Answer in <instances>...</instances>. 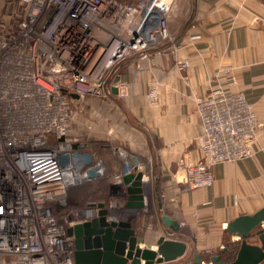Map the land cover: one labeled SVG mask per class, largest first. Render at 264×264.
Listing matches in <instances>:
<instances>
[{"label":"built area","instance_id":"built-area-1","mask_svg":"<svg viewBox=\"0 0 264 264\" xmlns=\"http://www.w3.org/2000/svg\"><path fill=\"white\" fill-rule=\"evenodd\" d=\"M3 1L16 10L0 18V264H76L69 229L124 205L67 203L65 175L86 179L91 166L72 133L75 106L109 98L114 87L123 97V63L178 48L169 26L175 0ZM196 106L200 159L180 163L189 189L212 186L216 165L252 157L262 126L242 91L218 88ZM130 172L115 175L120 189Z\"/></svg>","mask_w":264,"mask_h":264},{"label":"crops","instance_id":"crops-1","mask_svg":"<svg viewBox=\"0 0 264 264\" xmlns=\"http://www.w3.org/2000/svg\"><path fill=\"white\" fill-rule=\"evenodd\" d=\"M263 19L264 0H175L169 26L178 48L123 63L118 70L127 87L123 97L113 92L106 99L80 102V112L92 110L97 118L94 141L99 149H113L110 158L93 149L95 161L106 164L104 177L120 188L115 175L128 168L129 174H144L145 206L127 207L129 185L123 183L125 195L120 198L125 211L135 216L132 228L144 237L143 248L157 250V242L165 237L187 244L185 258L191 264L198 255L202 260L209 255L202 264H211L221 254L232 258L222 250L239 248L241 238L229 232L228 225L264 210ZM181 60L189 61L186 70L177 66ZM232 77L234 84L229 83ZM218 88L242 91L262 124L254 154L216 165L212 186L189 189L180 163L200 159L196 140L202 127L196 100ZM79 111L74 125L84 117ZM165 216L181 225L179 232L167 227ZM249 243L263 245L257 235Z\"/></svg>","mask_w":264,"mask_h":264},{"label":"water","instance_id":"water-1","mask_svg":"<svg viewBox=\"0 0 264 264\" xmlns=\"http://www.w3.org/2000/svg\"><path fill=\"white\" fill-rule=\"evenodd\" d=\"M116 78V82L119 81ZM113 92L117 93L116 87ZM83 158L88 168V181L104 177L106 164L102 160L93 164L94 155L86 152ZM142 172L128 174L123 177V185H129L128 208L141 209L145 206ZM72 179L66 178L68 185H73ZM108 211L102 210L100 217L89 222L78 224L69 229V234L76 239V264H191L186 260L187 244L175 239L161 237L157 242V250L143 248L145 239L138 236L131 222L108 220ZM167 227L173 232H179L181 225L175 220L165 216L163 218ZM264 210L254 216H241L228 225L229 232L238 234L241 238L240 246L232 258L223 257L222 254L212 258L211 264H262L264 261ZM259 236L263 245L260 247L249 243L253 236ZM228 251L225 247L222 252ZM182 259V260H181ZM201 264L202 257L198 255L193 261Z\"/></svg>","mask_w":264,"mask_h":264},{"label":"rangeland","instance_id":"rangeland-1","mask_svg":"<svg viewBox=\"0 0 264 264\" xmlns=\"http://www.w3.org/2000/svg\"><path fill=\"white\" fill-rule=\"evenodd\" d=\"M14 9L16 10L15 5H10L6 1L0 0V18H9L8 15L12 11H14ZM92 106L93 105L91 104V107ZM75 108H76L77 112L80 110V109L78 110L79 105H76ZM80 113L84 117L78 118L75 122V125L73 124V128H72L73 135L76 137L77 136L80 137V140H82L86 144V146L88 147L89 150L93 151V149H96L97 151H99V153H98L99 155L101 153H102V155H104L103 158H110L113 154V149L109 146H108L109 148L105 147V150L99 149V147L97 146L98 142L94 141V128H95V122H97V118L94 117L93 111L86 109L85 112L82 111ZM74 131L78 132L77 135L74 133ZM96 163L97 162H94L93 164H96ZM140 172H142V171L139 170V173ZM105 178L106 177H100V178L93 179V181H88L87 183H85V184L95 185L98 188V190H97L98 193L97 194H92V193L90 194L87 191L88 190V188H87L83 194H80V195H82L83 198L81 197L82 199H79V201H81V202H79V206H75V207L85 208L90 203H98V202H100V203L105 202L106 206L109 207L110 203L115 201V200H118L120 203H122L120 201L121 200L120 198L123 195H125L124 191L120 188L112 186V184L108 183L106 180H103ZM145 180H147V179L145 178ZM156 184H157L156 185L157 188H159L160 184L159 183H156ZM120 208L121 207L113 209L112 214L113 215H114V213L117 214L118 218H120V220L122 218L126 222H128V221L132 222L133 218L135 217V216L134 217L132 216L133 212L125 211V207H124V209H120ZM134 214L138 215L137 212ZM204 259H209V255L206 254Z\"/></svg>","mask_w":264,"mask_h":264},{"label":"trees","instance_id":"trees-1","mask_svg":"<svg viewBox=\"0 0 264 264\" xmlns=\"http://www.w3.org/2000/svg\"><path fill=\"white\" fill-rule=\"evenodd\" d=\"M87 152L93 154L92 150H89L88 147L86 148ZM94 155V154H93ZM95 158V156H94ZM96 162V161H94ZM103 180H106L108 183L111 184V180L109 178H105ZM88 188V192L91 194H97V190L98 188L95 185H90V184H80V185H71L68 187V192H67V203L69 206L75 207V206H79V199H82V195L84 191ZM82 197V198H81ZM105 203V202H102ZM228 251L226 253H224L223 255H227L228 254H234V252L237 250V247H232L229 248L227 247Z\"/></svg>","mask_w":264,"mask_h":264},{"label":"bare ground","instance_id":"bare-ground-1","mask_svg":"<svg viewBox=\"0 0 264 264\" xmlns=\"http://www.w3.org/2000/svg\"><path fill=\"white\" fill-rule=\"evenodd\" d=\"M122 155V154H121ZM133 161V160H132ZM81 164V162H79L78 163V165H80ZM67 173V172H66ZM89 173L90 172H88V169H87V171H86V176H87V178L84 176V178H86V179H81L80 177H78V176H75V177H72L71 176V173H67L65 176H66V178H69V180H70V178L72 179L71 181H73V183L74 184H77V185H80V184H85V183H87L88 182V175H89ZM131 174H133V173H131ZM68 185V184H67ZM69 186H71V185H69ZM92 204H94V203H90V204H88V206L89 205H92ZM109 212V211H108ZM108 216H109V213H108ZM108 218V217H107ZM202 264V263H201Z\"/></svg>","mask_w":264,"mask_h":264}]
</instances>
